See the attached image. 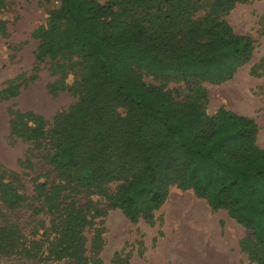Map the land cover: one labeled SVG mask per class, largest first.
<instances>
[{"label": "trees", "instance_id": "1", "mask_svg": "<svg viewBox=\"0 0 264 264\" xmlns=\"http://www.w3.org/2000/svg\"><path fill=\"white\" fill-rule=\"evenodd\" d=\"M239 1L216 0L204 17H194L189 0H59L41 31L38 60L78 55L84 88L52 131L47 160L61 182L46 194L50 209L59 189L68 187L101 195L132 222L150 221L173 186L192 190L251 231L257 248L250 258L264 264L258 124L224 108L210 116L205 91L180 103L139 74L145 69L195 84L229 81L255 49L251 37L223 19ZM16 88L4 92L15 95ZM46 134L39 120L27 138L38 142ZM80 211L66 219L60 239L76 251L87 223Z\"/></svg>", "mask_w": 264, "mask_h": 264}, {"label": "rangeland", "instance_id": "2", "mask_svg": "<svg viewBox=\"0 0 264 264\" xmlns=\"http://www.w3.org/2000/svg\"><path fill=\"white\" fill-rule=\"evenodd\" d=\"M189 2L194 17H204L216 0ZM58 5L59 0H0V264H257L249 255L257 248L251 231L192 190L173 186L150 221L132 222L101 195L68 187L59 189L50 209L46 194L61 182L47 160L52 131L78 105L84 88L78 55L38 60L41 31ZM223 19L255 47L229 81L195 84L145 69L139 74L180 103L205 91L210 116L224 108L254 119L264 149V0H240ZM12 87L15 95L4 92ZM39 120L47 134L35 142L27 134ZM78 211L87 223L76 251L60 239L66 219Z\"/></svg>", "mask_w": 264, "mask_h": 264}]
</instances>
